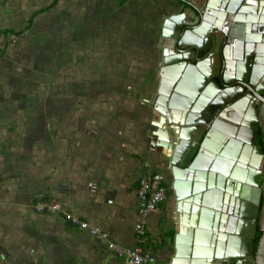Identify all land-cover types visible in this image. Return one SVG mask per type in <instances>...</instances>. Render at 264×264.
<instances>
[{
	"label": "crops",
	"instance_id": "0c3cea01",
	"mask_svg": "<svg viewBox=\"0 0 264 264\" xmlns=\"http://www.w3.org/2000/svg\"><path fill=\"white\" fill-rule=\"evenodd\" d=\"M117 1L0 0V41L3 39L20 41L31 35L50 38L52 33L59 30L58 25H63L62 30L66 28V33H69L72 26L82 29L81 25L84 26L85 23H95L98 13L100 16L103 15L98 9L99 2L105 3V7L110 9L111 14L107 9L106 16H112L115 10L120 12L131 10L128 12L129 16L135 8L149 10V7L151 8V5L155 3L151 2L153 0H142V2L127 0L121 5ZM177 2L178 0H158L156 6L160 5L162 9L154 13L158 15L159 24L171 10L178 8ZM189 2L201 8L204 0H189ZM186 16L189 17L191 14L187 13ZM67 27L70 28L67 29ZM5 30L11 33L4 35ZM28 33L31 35H26ZM152 35L143 33V31L140 33L141 37L150 38ZM141 46L144 49L150 46L149 52L152 48L151 45ZM3 47L1 46L0 50ZM153 67H155L154 63ZM140 103L143 104V101ZM79 112L73 119H81V122L73 123V127L63 128L57 124L50 126L51 122L47 124L45 132L48 137L51 136L48 142L54 139L53 146L49 149L51 152L47 160L42 161L43 174L37 178V181L41 182L34 185L35 181L29 178L27 187L30 190L31 187H35L41 192V195H38L43 196L42 198L55 199L67 212L105 230L110 240L127 247H135L137 239L134 226L138 219L136 205L138 180L143 174L163 169L161 161L166 155L164 151L169 150L168 147H164V130L154 125L157 115L148 120V127L140 129L131 127L127 112L118 105L105 112V116H93L91 113L89 124L84 116L87 126H84L85 123L82 122V114L90 112ZM100 119L101 122H99ZM99 123H103V126H99ZM32 124L33 128L26 129L28 130L27 135L24 131L23 135L18 139H13V142L18 146H23L25 142V145H34V133L29 135V131L35 130L34 122ZM23 128L24 126L21 130ZM9 130H13L16 134L19 133V130L14 127L7 129ZM133 134H137L138 137L132 139ZM7 135L8 132L1 142L6 143V140L12 138ZM13 151L15 152L14 149L9 153L5 152L6 155L4 151H0L2 156L0 158V202L13 200L12 196L9 197V194L3 192L6 188L4 187L5 180L13 177L8 173L11 169L19 167L18 160L9 161L10 154H14ZM155 156L158 158L156 162L154 161ZM13 164L14 167H12ZM8 167L11 168L8 169ZM17 188L13 192L20 191ZM36 197L34 196L28 206H25L29 207L27 211L24 212L25 209L22 208L25 218L15 217L18 225L20 224L17 218H21L22 223H25L20 227L22 229H18L17 224H13L7 227V234H5L1 232L0 226V238L6 241L9 239L34 241L37 253L34 255V250H30L22 255L21 250L20 252L18 249L13 250L0 246L7 264H123L122 261L111 256L106 249L105 242L95 240L87 232L70 226L59 215H45L36 212L32 208L33 205H30L37 199ZM19 198V195L15 197L18 201ZM169 198L171 202L169 203L170 199L164 202V210L162 209L163 213L158 222L155 212L164 203L147 218V237L142 248L152 254L154 264L171 263L175 252L173 239L180 227L181 218L173 197ZM21 202L24 201L21 200ZM13 208L20 213L17 206ZM4 219L9 218L4 216L1 208L0 222ZM11 230H13L12 233ZM168 231H173L171 238L167 235ZM8 247L14 248L11 242ZM30 247L34 248L33 245Z\"/></svg>",
	"mask_w": 264,
	"mask_h": 264
},
{
	"label": "water",
	"instance_id": "95a60500",
	"mask_svg": "<svg viewBox=\"0 0 264 264\" xmlns=\"http://www.w3.org/2000/svg\"><path fill=\"white\" fill-rule=\"evenodd\" d=\"M243 1L205 0L194 22L186 20L185 10L166 18L161 36L175 41L186 28L178 47L184 43L215 54L219 49L215 47L212 53L209 30L222 39L226 29L219 22L214 27L209 23L214 18L230 17ZM187 12L195 14L192 9ZM198 22L195 32L207 29L209 36L202 47L189 31ZM167 48L162 46L164 65L185 59L168 57ZM216 62L219 71L218 57ZM203 67L204 62L172 66V71L164 74L165 81L159 84L160 96L147 102L157 115L154 125L164 130V147L169 149L164 152L172 167L171 188L181 218L169 264H215L222 259L245 263L253 255L258 224L262 234L257 264H264V153H259L253 144L255 108L247 123L236 104L222 109L227 100L220 96L221 88L210 81L212 76ZM201 71L207 76L199 74ZM259 99L264 103V98Z\"/></svg>",
	"mask_w": 264,
	"mask_h": 264
},
{
	"label": "rangeland",
	"instance_id": "374dc122",
	"mask_svg": "<svg viewBox=\"0 0 264 264\" xmlns=\"http://www.w3.org/2000/svg\"><path fill=\"white\" fill-rule=\"evenodd\" d=\"M117 2L122 4L121 0ZM151 2L155 3L151 5V8L149 7V10L135 8L129 16L128 12L131 10L120 12L115 9H112L115 10L112 16H106L107 9L110 14L111 11L105 7V3L99 2L98 9L103 15L100 16L98 13L95 23H85L84 26L81 25L82 29L80 27L76 29L71 25V28L67 27V29L70 28L69 33H66V28L62 30L63 25H58L59 30L52 33L50 38H40L38 35L34 37L28 33L26 35L31 36L20 41L17 39L0 41V47H6L9 43L0 60V142L6 137L7 132V136L12 137L6 140V143H0V151L9 153L14 149L16 153L13 151L14 154H10L9 161L18 160L19 165L10 170L8 174L13 177L4 182L6 188L3 192L9 194V197L12 196L13 200L0 202V210L2 208L4 216L9 218L0 222L2 233L7 234V227L17 224L15 217L25 218L22 208L25 209L24 212L27 211L29 207L25 206H28L34 196H38L36 200L43 197L39 196L41 192L35 187H31L30 190L27 182L29 178L35 181L34 185L41 182L37 181V178L43 174L41 164L42 161L47 160L54 140L48 142L51 137H48L45 132L48 123L51 122L50 126L57 124L63 128L73 127V123L81 122V119H73L75 114L84 111L90 113L82 114V122L85 123L84 116H86L85 121L89 124L91 113L93 116H105L104 113L115 105L127 112L131 127L136 129L148 127V120L155 117V113L145 102L140 103L142 101L140 84L145 80L146 70L150 68L149 65H152L150 63L155 64L158 59V54H151L156 47L155 34L159 26L158 15L154 12H158L162 6H156L158 0ZM142 31L153 35L150 38L141 37ZM141 45H151L152 48L149 52L150 46L144 49ZM152 69L154 78L150 93L156 86L157 64ZM150 93L146 92V96ZM101 121L100 119L99 122ZM32 122H34L35 130L29 131V135L34 133V145H25V142L23 146H18L13 139L22 136L27 128H33ZM98 125L103 126V123ZM84 126L87 124L85 123ZM10 127L19 130V133L16 134L13 130L7 131ZM27 132L28 130L25 135ZM134 137L138 135L131 136L132 139ZM157 159L155 156L154 161L156 162ZM161 166L163 167L164 164ZM158 172L165 177L163 169ZM166 184L169 188V183L166 182ZM16 188L20 190L17 193L13 192ZM17 195L20 197L19 201L15 199ZM48 199L52 198L48 197ZM21 200L28 203L23 202V204ZM14 206L18 207L20 213L14 210ZM164 206L165 203L155 212L157 222L163 213ZM171 208L173 210V206ZM20 219L17 218L20 224H17L18 229H22L20 227L25 224ZM10 232L12 233L13 230ZM0 239H2L0 246L21 250L22 255L30 250H34V255L37 253L34 241ZM10 242L14 248L8 247ZM4 257V253L0 250L1 264H7Z\"/></svg>",
	"mask_w": 264,
	"mask_h": 264
},
{
	"label": "flooded vegetation",
	"instance_id": "af4514ba",
	"mask_svg": "<svg viewBox=\"0 0 264 264\" xmlns=\"http://www.w3.org/2000/svg\"><path fill=\"white\" fill-rule=\"evenodd\" d=\"M181 3L182 2L178 0V8L171 10V12L162 19L158 26V31L156 32L157 34H155V44L157 47L154 49V51H157L156 54H158V59L155 63L157 64V70L155 74L156 86L154 91L151 92L149 96L142 97L141 100L152 109V106H150V104L147 102L152 103L160 96L158 93L160 86L159 84L161 81H165L166 77H164V74L166 75L167 73L171 72L172 66H177L181 63L199 64L204 62V70L206 72L208 71L209 75L212 76L210 81L221 88V91L218 93L220 96L224 95L227 100V103L222 106V109L228 108L232 105L234 106L236 104L239 111H241L242 115L245 116L243 121L247 123L249 118H253L254 107L256 120L252 124V129L256 132L255 126H258L264 135V103L259 99V97L264 98V0H244L242 5L240 3L238 6L239 8L236 9V12L233 15L230 17L227 15L224 19H217L211 16L212 19L214 18V22L210 21L212 22L209 23L210 27H214V23L219 22V25L222 28L225 27L226 29V37L222 36V39L219 38V34H212V32L209 30V34L211 35L210 49H212V53L215 47L219 49L215 54L206 53L194 45L187 46L184 43H181L179 45L181 47H178L180 38L185 34L186 28L183 29V32L178 35V38L175 41H173L171 38H164L161 36L163 22L166 18L170 17L171 15L179 14L183 12V10H185L184 12L187 14V10L190 11V9H192L195 14L189 17L186 16V20L194 22V16H198L199 13L197 12L204 7V3L201 8H198L196 4H192V2H189V0L183 2L187 5H183V3ZM201 22L203 23L204 21ZM199 26V22L195 23L194 25L190 26L189 31L190 35H193L194 39L196 40L195 42L199 43L202 47L204 46L205 42L209 41V36L207 29L200 30L202 32L198 31L196 33L195 29H197ZM162 40H164L163 43ZM165 45L168 47V57L176 58L177 56H182L185 57V59L177 63L173 61L168 65H164L162 46ZM217 57L220 59L219 71L217 70ZM246 68H248V70H246ZM199 74H202L204 77L207 76V74L202 71ZM226 80L232 81L225 82ZM206 85L207 83L204 84L200 92L196 95L197 97H199L203 89L207 87ZM256 137L257 132L255 133L253 140L254 145ZM162 164H164L162 167L165 175L164 178L166 182L169 183L166 200H169V197H173L176 207V196L171 188V184L174 181L172 176V167L169 163V159L166 158V155L161 161V165ZM257 227V229L260 230L259 224ZM257 229L255 232V237L257 234ZM258 243L259 240L257 244L254 242L253 255L246 259V264L258 263Z\"/></svg>",
	"mask_w": 264,
	"mask_h": 264
},
{
	"label": "built area",
	"instance_id": "2783aa9c",
	"mask_svg": "<svg viewBox=\"0 0 264 264\" xmlns=\"http://www.w3.org/2000/svg\"><path fill=\"white\" fill-rule=\"evenodd\" d=\"M167 191L168 186L163 174L160 172L143 174L139 178L136 189L138 219L134 226L137 245L132 248L110 240L108 232L67 212L64 210L62 204L56 200L40 198L35 201L32 207L36 212L41 214L59 215L70 226L87 232L95 240L105 242L106 249L110 252L111 256L122 261L123 264H154L152 254L144 251L142 248L147 237V218L160 204L165 202ZM215 264L246 263H234L228 259H222L216 260Z\"/></svg>",
	"mask_w": 264,
	"mask_h": 264
},
{
	"label": "trees",
	"instance_id": "16d2710c",
	"mask_svg": "<svg viewBox=\"0 0 264 264\" xmlns=\"http://www.w3.org/2000/svg\"><path fill=\"white\" fill-rule=\"evenodd\" d=\"M127 0H121V5H123ZM184 1H182L183 3ZM181 3V4H182ZM186 4V3H185ZM30 23V22H29ZM4 35L7 34V33H11V31H3ZM5 49L6 47L4 46L1 51H0V59L4 56V53H5ZM148 53V52H147ZM152 55L155 54V52L153 51V53H151ZM152 65H149V69L146 70V74H145V77L143 80V83L140 84V91L142 93V97H146V92L150 93L151 89H152V80L154 78V71H153V63L151 62ZM133 86V85H131ZM141 97V98H142ZM255 130L257 132V137H256V140H255V145L258 147V150H259V153L263 154L264 153V135L260 129V127L258 126H255ZM36 201V200H35ZM35 201L33 202V204L35 203ZM32 204V205H33ZM161 205V204H160ZM159 205V206H160ZM258 228V227H257ZM173 231H168L167 232V235L171 238L173 233ZM261 234L262 232L260 230L257 229V234H256V237H255V240L254 242L257 244L259 238L261 237Z\"/></svg>",
	"mask_w": 264,
	"mask_h": 264
}]
</instances>
